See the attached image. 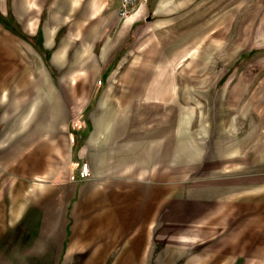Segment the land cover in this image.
<instances>
[{"label":"crops","instance_id":"1","mask_svg":"<svg viewBox=\"0 0 264 264\" xmlns=\"http://www.w3.org/2000/svg\"><path fill=\"white\" fill-rule=\"evenodd\" d=\"M193 2L0 0V264H264V54Z\"/></svg>","mask_w":264,"mask_h":264},{"label":"rangeland","instance_id":"2","mask_svg":"<svg viewBox=\"0 0 264 264\" xmlns=\"http://www.w3.org/2000/svg\"><path fill=\"white\" fill-rule=\"evenodd\" d=\"M209 2L215 1V0H208ZM225 2V4H231L229 6H232V0H222ZM239 1L236 2L239 4L240 9H241V23H242V28L244 26H248V23H254L255 24V30L253 33V36L256 37L257 41V54H264V0H235ZM200 0H194L195 5H199ZM249 11L251 13H255V15L251 14L249 15ZM44 56L47 57L46 52H44ZM54 80L58 81V79L54 78ZM67 82V80H66ZM69 130L71 133L75 132L74 129H77V116L73 112L70 113V118H69ZM84 136V135H83Z\"/></svg>","mask_w":264,"mask_h":264},{"label":"built area","instance_id":"3","mask_svg":"<svg viewBox=\"0 0 264 264\" xmlns=\"http://www.w3.org/2000/svg\"><path fill=\"white\" fill-rule=\"evenodd\" d=\"M140 2L141 0H119L117 9L118 16L121 19L127 18L132 12H134ZM89 176V167L86 162H81L79 165H77V177L79 179H85Z\"/></svg>","mask_w":264,"mask_h":264}]
</instances>
